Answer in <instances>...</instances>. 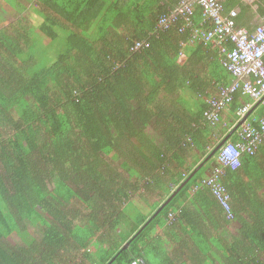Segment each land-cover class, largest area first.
<instances>
[{"label":"trees","instance_id":"16d2710c","mask_svg":"<svg viewBox=\"0 0 264 264\" xmlns=\"http://www.w3.org/2000/svg\"><path fill=\"white\" fill-rule=\"evenodd\" d=\"M38 1L13 0L21 14L24 5L34 10V21L24 17L0 27V264H131L136 258L152 264L140 240L162 217L170 224L183 218L187 207L170 221V204L185 200L213 158L217 165L215 154L154 215L219 141L202 122L203 108L190 112L176 96L179 74L188 76L176 58L190 30L180 32L179 20L153 32L158 17L178 0H114L111 11L122 20L89 33L55 31L59 20L45 12L39 26ZM42 1L85 30L62 5L67 12L69 6H95L93 0ZM145 22L147 30L139 28ZM123 24L131 26L126 33L118 31ZM139 40L149 46L130 51ZM152 124L159 128V142L150 133ZM194 145L200 156L184 166ZM237 180V171L226 168L222 182L230 196ZM154 190L163 202L150 213L143 203ZM72 197L78 208H69ZM192 199L216 229L230 222L205 187ZM253 221L218 240L213 259L264 264V240L256 235L264 234V223ZM124 225L126 234L119 230ZM90 246H101L103 253H89Z\"/></svg>","mask_w":264,"mask_h":264},{"label":"crops","instance_id":"0c3cea01","mask_svg":"<svg viewBox=\"0 0 264 264\" xmlns=\"http://www.w3.org/2000/svg\"><path fill=\"white\" fill-rule=\"evenodd\" d=\"M85 1L86 0H82L81 3ZM93 1L95 2V6L84 5V8H82L81 5L69 6L70 11L67 12L65 5H62L61 9L64 14L67 13V15L69 14V16L71 15L75 18L77 22H82L84 27L87 28L86 30L83 28L76 29L73 22L66 19L65 15L61 14L59 10L45 8L44 1L42 0L38 1L40 10L38 25L40 26L43 24V12L51 16L54 15V17L59 20L60 23L54 26L55 31L58 32L79 30L86 31V33L95 32L98 31L100 25L101 27L103 25L110 26L122 20L121 18H117L115 12L111 11L114 0ZM223 4L225 12H228L230 9H235L237 11L236 22L238 26L245 27L248 30H252L261 18L264 17V4H262L263 7H260V0H224ZM24 6L23 15L27 17L29 20L27 23L29 24L34 21L35 11H29V7L26 5ZM29 6L34 8L36 4H30ZM12 8L14 9L15 6L13 5ZM194 11L196 21L201 20L200 8L195 6ZM92 14L96 15L95 19ZM78 16H81V18ZM128 27L131 26L123 24L119 27L118 31L126 33ZM148 27L147 22L139 25V28L143 30H147ZM196 43L197 42H187L181 44V51L176 58L179 69L188 75L183 76L181 73L179 74L182 87L178 89L176 96L180 101H184V103L190 106V112L193 110L201 111L202 108L204 110L205 103L203 97L214 94L219 84H229L233 80V76L222 67L220 63V54L217 49L212 45L201 46ZM248 100V96H236L234 101L222 112V122L232 125L236 118L235 112L237 108ZM253 116H264V101L256 103L248 114H246L245 119L250 120ZM206 126L213 138L221 140L225 136V129L222 126ZM149 128L151 130L150 133H152L155 138V142H159V128L157 125L152 124ZM235 131L231 135V139L236 138ZM188 140L191 141L190 138H188ZM200 153L201 151L194 145L193 151L187 154L190 156L185 155L186 163L184 166L186 164L190 165V157H199ZM207 164L206 167L201 170L200 179L210 175L216 166L213 161L208 167ZM236 171L238 176L237 184L236 182L231 183L233 187L231 206L234 218L229 220L225 217L230 221L226 227L224 226L225 228L219 225L216 229V227L212 225V222L207 219V215L200 201L197 202L192 199V193L198 188L194 189V185L186 191L185 200L183 198H178L170 204L169 212L174 216H176L183 207H187L189 212L187 214L185 213L184 217L179 220L175 218L172 224L168 221L166 223L164 217H162L160 224L151 226L147 234L140 240L138 246L139 249L142 250L145 258L147 260L149 259L152 264H219L218 261L213 259L218 256L219 250L215 245L218 240L222 238L228 240L229 236L237 235L240 229L242 230V223L253 225L255 221H253V218H259V222L264 223V148H260L254 155H244L242 157V165ZM182 175H184V173H182ZM206 189L209 190L207 187ZM209 192L212 195L210 190ZM155 194L156 191L154 190L151 195H145V202H142L145 211L148 208H152L150 211L151 213L154 211L153 208L157 203L159 204L157 208L162 204L163 201L159 203V197ZM201 214H203V217ZM132 219H134V217ZM133 223L134 221H132L131 225H133ZM126 228L127 226L125 225L124 228L120 226V233L126 234ZM198 230H201V233H199ZM256 235L264 240V234L261 231L256 230ZM166 255L170 256V258L166 259ZM209 260L211 261L209 262Z\"/></svg>","mask_w":264,"mask_h":264},{"label":"built area","instance_id":"2783aa9c","mask_svg":"<svg viewBox=\"0 0 264 264\" xmlns=\"http://www.w3.org/2000/svg\"><path fill=\"white\" fill-rule=\"evenodd\" d=\"M224 0H178L176 6L167 14L158 17L153 32L167 30L182 21L178 30H190L188 42H203L212 45L220 54L222 67L233 76L229 84H219L216 92L204 96L205 108L202 122L212 127L225 129L226 135L240 122L259 101H264V17L252 30L238 26L237 11H224ZM201 10V20L196 21L194 7ZM148 40H139L130 46V51L148 47ZM248 96L249 100L237 108L232 125L223 123L222 112L236 96ZM236 138L231 136L217 151L212 173L200 180L197 187H207L221 206L227 219H233L231 196L222 182L226 168L237 170L242 165L244 155H254L264 148V116H253L244 120L236 129ZM170 221L174 218L168 215ZM134 259L131 264H140Z\"/></svg>","mask_w":264,"mask_h":264},{"label":"rangeland","instance_id":"374dc122","mask_svg":"<svg viewBox=\"0 0 264 264\" xmlns=\"http://www.w3.org/2000/svg\"><path fill=\"white\" fill-rule=\"evenodd\" d=\"M13 0H0V27L6 26L9 23H12L14 20H25L24 15L19 13L15 8L13 9ZM214 161V158L207 164V167L211 164V162ZM113 166H116L115 164H118V162H113ZM50 189L53 191V196H56L54 192L53 186H50ZM69 208H78L80 203L75 198H71L70 202H68ZM12 241L17 240L16 236L11 237ZM89 253L96 254L97 256L99 254L103 253V248L101 246L99 247H93L91 246L89 248ZM2 259H6L5 255H2ZM211 260H209L210 262Z\"/></svg>","mask_w":264,"mask_h":264},{"label":"water","instance_id":"95a60500","mask_svg":"<svg viewBox=\"0 0 264 264\" xmlns=\"http://www.w3.org/2000/svg\"><path fill=\"white\" fill-rule=\"evenodd\" d=\"M259 102H262V100L259 101ZM245 118H246V116L240 122H238L231 129V131H229L221 140L218 141V143L213 148V150L210 152V154H208V156L202 162L199 163V165L189 174V176L182 183H180L176 187V189L171 194V196L156 210V212L154 213V215H157L158 213H160L168 205V203L173 199V197L185 186V184L187 182H189V180L194 176V174L205 164V162H207L211 157H213L216 154V152L218 151V149L220 148V146L234 133V131L245 120ZM127 246H128V243L124 244V248H127Z\"/></svg>","mask_w":264,"mask_h":264},{"label":"clouds","instance_id":"9594fccd","mask_svg":"<svg viewBox=\"0 0 264 264\" xmlns=\"http://www.w3.org/2000/svg\"><path fill=\"white\" fill-rule=\"evenodd\" d=\"M217 153V152H216ZM138 259V258H137ZM141 261V260H140ZM141 264V263H140Z\"/></svg>","mask_w":264,"mask_h":264}]
</instances>
